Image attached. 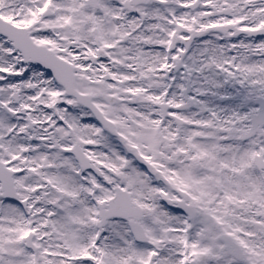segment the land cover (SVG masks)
<instances>
[{
  "label": "snow or ice",
  "instance_id": "6c2138e0",
  "mask_svg": "<svg viewBox=\"0 0 264 264\" xmlns=\"http://www.w3.org/2000/svg\"><path fill=\"white\" fill-rule=\"evenodd\" d=\"M0 264H264V0H0Z\"/></svg>",
  "mask_w": 264,
  "mask_h": 264
}]
</instances>
